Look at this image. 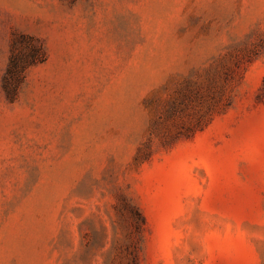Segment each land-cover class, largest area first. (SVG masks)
<instances>
[{
  "label": "rangeland",
  "instance_id": "rangeland-1",
  "mask_svg": "<svg viewBox=\"0 0 264 264\" xmlns=\"http://www.w3.org/2000/svg\"><path fill=\"white\" fill-rule=\"evenodd\" d=\"M0 264H264V0H0Z\"/></svg>",
  "mask_w": 264,
  "mask_h": 264
},
{
  "label": "trees",
  "instance_id": "trees-1",
  "mask_svg": "<svg viewBox=\"0 0 264 264\" xmlns=\"http://www.w3.org/2000/svg\"><path fill=\"white\" fill-rule=\"evenodd\" d=\"M14 63H13V61H12V59L10 60V62H9V66H8V68H7V72H6V74H10V73H12V70H14L13 68H14Z\"/></svg>",
  "mask_w": 264,
  "mask_h": 264
}]
</instances>
